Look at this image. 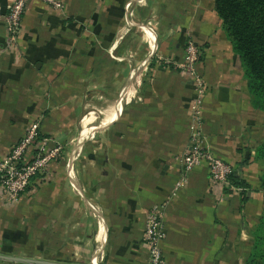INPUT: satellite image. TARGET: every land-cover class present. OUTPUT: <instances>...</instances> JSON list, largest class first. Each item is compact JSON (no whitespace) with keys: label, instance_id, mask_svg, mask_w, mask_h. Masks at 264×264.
<instances>
[{"label":"crops","instance_id":"obj_1","mask_svg":"<svg viewBox=\"0 0 264 264\" xmlns=\"http://www.w3.org/2000/svg\"><path fill=\"white\" fill-rule=\"evenodd\" d=\"M12 1L0 0V159L35 120L63 150L17 202L0 196V255L148 264L145 222L163 204L169 264H244L264 211V111L215 0H30L11 46ZM189 40L208 85L203 145L244 185L214 183L203 164L174 192L193 131L194 86L178 68Z\"/></svg>","mask_w":264,"mask_h":264},{"label":"built area","instance_id":"obj_2","mask_svg":"<svg viewBox=\"0 0 264 264\" xmlns=\"http://www.w3.org/2000/svg\"><path fill=\"white\" fill-rule=\"evenodd\" d=\"M30 0H13L5 15L8 40L11 46L20 31L23 17ZM54 8H62V0H42ZM200 51L193 40L186 46L184 59L178 64L180 72L192 80L194 99L191 106L193 131L189 149L177 156L180 172L174 182V192L185 188L189 172L207 164L214 183L230 186L233 166L222 157L206 148L202 142L201 125L204 121L203 105L208 92L207 81L198 71ZM40 120L32 122L24 136L0 159V196L7 203H15L31 186L33 178L49 167L52 160L62 154L61 144H53L51 138L41 137ZM165 205H153L146 218L143 245L148 251V264H169L163 252L162 242L165 236L163 224Z\"/></svg>","mask_w":264,"mask_h":264},{"label":"trees","instance_id":"obj_3","mask_svg":"<svg viewBox=\"0 0 264 264\" xmlns=\"http://www.w3.org/2000/svg\"><path fill=\"white\" fill-rule=\"evenodd\" d=\"M215 9L241 58L253 104L264 111V0H215ZM256 158L264 163V140L256 149ZM230 180L244 185L235 172ZM260 180L264 190V167ZM253 235L254 244L244 264H264V211Z\"/></svg>","mask_w":264,"mask_h":264},{"label":"water","instance_id":"obj_4","mask_svg":"<svg viewBox=\"0 0 264 264\" xmlns=\"http://www.w3.org/2000/svg\"><path fill=\"white\" fill-rule=\"evenodd\" d=\"M0 257L1 258H6V259H17V260L34 261V262L41 263V264H63V263H56V262H51V261L26 259V258L13 257V256H5V255H0Z\"/></svg>","mask_w":264,"mask_h":264}]
</instances>
